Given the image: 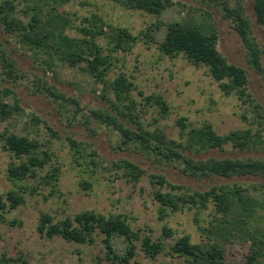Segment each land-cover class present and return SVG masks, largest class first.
<instances>
[{
	"label": "rangeland",
	"instance_id": "obj_1",
	"mask_svg": "<svg viewBox=\"0 0 264 264\" xmlns=\"http://www.w3.org/2000/svg\"><path fill=\"white\" fill-rule=\"evenodd\" d=\"M173 2L174 5L159 15L130 9L119 0H66L56 7L72 21V25L65 29L68 35L81 36L79 29L86 24L85 19L98 18L106 23L104 29L110 34L113 31L109 26H115L126 27L133 35L139 36L128 51H114L110 34H101L97 42L114 61L107 80L113 81L120 73H125L135 84L131 93L137 101L133 113L147 130H161L168 138L186 143L189 131L205 124H211L220 135L234 129L252 128L254 133H261L262 138L246 149L227 144L223 149L193 148L187 153L196 160L229 157L264 161V24L257 20L255 0ZM14 3L15 16L26 23L34 12V4L43 7V18L51 15L54 5L51 0H14ZM225 5L242 7L250 18L253 37L263 50L262 71L250 65L248 48L234 28L233 21L225 16ZM175 21L194 22L217 30L219 50L229 62L247 69L248 91L260 107L255 109L243 103L236 92L225 93L207 66L194 65L184 54L170 57L161 52L159 45L166 36L167 24ZM147 33L152 38L147 37ZM0 47V89L7 85L15 91L3 100L14 109L18 99L20 107L11 116L0 120V131L38 138L43 149L52 155L51 161L38 170L36 178L25 181L39 189L33 194L25 193L26 202L10 209L5 215L6 220L0 223V259L7 257L11 264H95L97 258L104 257L106 253L102 235L97 236L94 244H79L60 236L49 238L38 229L43 213L60 221L94 210L105 215L122 213L135 230L164 243L165 250L153 259L142 251L140 242H137V255L129 264H185V257L171 254L170 246L184 235H190L194 243L212 241L213 236L202 229L212 228L221 214L214 203H209L203 208L185 206L162 218L160 204L154 197L159 185L153 182L152 174H163L170 182L191 192L213 186L240 187L244 194L258 203L259 209L249 227L256 228L259 238L264 240V176H214L200 180L184 174L180 163H166L139 145L120 148L118 131L95 117L93 112L116 113L112 106L116 103L121 110L130 113L127 107L130 100L119 103L109 89L105 91L103 82L85 71V64L72 66L58 60L56 55L23 46L4 31L1 22ZM2 51L16 63L15 80H9L4 73ZM48 89L64 94L67 100L55 98ZM153 94L166 100L167 114L161 113L157 102L145 99ZM73 98L77 99L79 106L68 100ZM120 118L130 127H136L130 116ZM181 118L185 119L186 127L179 124ZM69 136L81 143L79 157L68 140ZM3 145L0 141V193L5 194L14 186L7 170L15 159ZM121 159H129L146 171L140 181H129L124 170L115 166ZM55 166L59 167V180L56 186L46 184L43 177ZM85 180L92 183L88 189L81 184ZM54 188L55 193L52 192ZM165 226L171 228L172 236L165 235ZM251 245L252 240L245 237L227 240L226 258L233 263L246 262ZM113 246L117 253L123 255L127 243L123 237H116ZM260 247L264 253V243H260ZM103 264L124 263L104 260Z\"/></svg>",
	"mask_w": 264,
	"mask_h": 264
},
{
	"label": "trees",
	"instance_id": "obj_2",
	"mask_svg": "<svg viewBox=\"0 0 264 264\" xmlns=\"http://www.w3.org/2000/svg\"><path fill=\"white\" fill-rule=\"evenodd\" d=\"M43 1V0H41ZM53 1L52 13L43 18V7L34 4L30 20L26 23L23 19L15 16L16 5L14 0H0V22L4 31L18 40L23 46L35 51L47 52L56 55L58 60L69 63L72 66L85 64V71L94 76L98 81L104 83V89L110 90L119 103L130 100L127 104L130 113L119 108L114 103L116 113L105 111H94L95 117L102 120L108 126H113L121 136L120 148H127L133 144L139 145L142 150L155 155L166 163H180L184 174L204 179L214 176L232 177L246 175L264 176V161L259 159H233L212 157L208 160H196L187 153V150L223 149L227 144L235 148L246 149L256 142H260L261 133H254L252 128L246 130L234 129L226 135H220L211 124L192 128L188 133V141L183 143L167 137L163 131L147 130L143 122L133 113V107L137 104L136 99L131 97L135 84L125 73H120L113 81L107 80V75L114 61L104 53L97 39L101 34H107L104 22L101 19L86 18L79 32L81 36H71L65 33V29L72 25L70 18L58 11V5L66 0ZM130 9L144 10L150 14L159 15L167 8L174 5L173 0H119ZM61 2V3H60ZM57 6V7H56ZM29 8V9H31ZM224 14L231 19L234 28L239 32L248 48L249 63L252 67L262 71L263 50L253 37V29L250 18L242 7L223 6ZM255 11L257 20L264 24V0H255ZM113 34H110V42L114 45V51L131 50L139 40L138 35H133L128 28L109 26ZM147 37L152 38L147 33ZM219 35L212 27H202L194 22H170L167 24V32L159 49L163 54L176 57L180 54L186 57L196 66L205 65L209 68L211 76L220 82L225 93L236 92L243 103L260 107L259 103L248 91V72L237 64L231 63L218 48ZM1 48V47H0ZM2 50V48L0 49ZM1 57L4 73L10 80H15L16 63L7 57L2 51ZM57 99H66V96L57 90L48 89ZM15 94L10 86L0 89V120L11 116L12 112L20 110L19 100L15 101L14 109L4 102L3 97ZM105 96V95H104ZM145 99L157 102L163 115L168 113L169 107L166 100L160 95H150ZM67 100V99H66ZM79 106L77 99H68ZM110 100V99H108ZM253 108V109H254ZM130 116L136 127H130L120 117ZM135 119H134V118ZM185 119L181 118L179 124L186 127ZM68 140L77 156L81 153V143L72 136ZM0 141L15 159L10 162L7 176L14 184L7 193H0V223L6 220V213L10 209L17 208L26 202L25 193L33 194L39 188L36 185L26 184L28 178H36L39 169L44 168L52 158L50 152L43 149V143L27 134L16 132H1ZM115 166L124 170V176L129 181L138 182L146 171L138 164L129 159H121ZM59 180V167L43 177L46 184H54ZM152 180L159 188L154 197L160 204L161 217H166L169 212L183 209L185 206L207 207L214 203L216 210L221 214L217 217V223L212 228H200L213 236L212 241L194 243L190 235H184L170 246L171 254L185 257V264H264V253L261 251L260 243H264L258 236L257 229H251L254 213L259 209L258 203L243 189L236 186H213L207 190H196L191 192L179 184L172 183L163 174H152ZM82 186L88 189L92 186L90 181H83ZM163 188H168L164 191ZM56 188L52 190L55 193ZM179 192V193H177ZM254 215V216H253ZM257 216V215H256ZM41 234L49 238L60 236L67 241L79 244H94L98 235H102V242L106 253L104 257H98L95 264H103V261L113 263L129 264L137 255V242H140L142 251L150 258H157L164 250L165 245L161 240H155L151 235H143L135 230L129 223L126 215H105L94 210H86L77 214L74 218L66 217L55 221L48 214L43 213L39 225ZM165 235L172 236L171 228L164 227ZM116 237H123L127 243L123 255L116 252L113 241ZM245 237L252 240L251 253L244 263H233L226 258L225 243L231 238ZM259 238V239H258ZM15 262V261H14ZM0 264H11V259L3 257ZM172 264V263H171Z\"/></svg>",
	"mask_w": 264,
	"mask_h": 264
}]
</instances>
